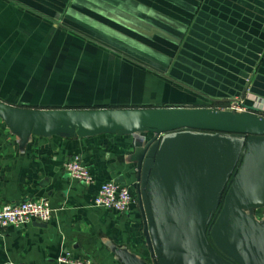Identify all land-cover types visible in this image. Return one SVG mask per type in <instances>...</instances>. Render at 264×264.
I'll return each instance as SVG.
<instances>
[{"label": "crops", "instance_id": "1", "mask_svg": "<svg viewBox=\"0 0 264 264\" xmlns=\"http://www.w3.org/2000/svg\"><path fill=\"white\" fill-rule=\"evenodd\" d=\"M261 32L264 0H0V103L56 112L212 108L210 100L167 78L172 68L184 72L173 63L188 37L187 60L202 58L206 64L195 62L212 74L241 78L253 70L238 97L241 111L261 116L264 50L250 67L264 42ZM154 135L141 127L46 132L0 116V205L45 197L54 209L47 222L0 230V264H59L66 251L97 264H154L136 188L143 149ZM177 136L167 134L162 145ZM73 156L87 166L92 183L65 174L62 163ZM106 181L130 187L133 200L124 213L94 205ZM212 229L234 254L253 241L247 255L257 263L264 254V238L262 245L257 239L264 236V203L221 209Z\"/></svg>", "mask_w": 264, "mask_h": 264}, {"label": "water", "instance_id": "2", "mask_svg": "<svg viewBox=\"0 0 264 264\" xmlns=\"http://www.w3.org/2000/svg\"><path fill=\"white\" fill-rule=\"evenodd\" d=\"M187 38L173 63L184 72L177 75L172 68L166 77L211 102L237 104L253 70L249 68V74L241 78L214 75L197 64H206L202 58L187 60ZM263 50L261 42L258 53L252 54L250 67L255 66ZM181 63L200 71L184 68ZM260 113L210 107L26 111L0 103L1 117L46 132L74 130L78 135H90L131 127L155 132L143 149L136 184L154 264H189L193 258L206 264H264L261 252L257 263L249 262L247 254L253 255V241L234 254L219 244L212 229L221 209L256 200L264 203V110ZM171 133L180 136L162 145L163 137ZM172 151L170 157L167 153ZM202 164L210 171L197 172ZM262 238L257 237L261 245Z\"/></svg>", "mask_w": 264, "mask_h": 264}, {"label": "built area", "instance_id": "3", "mask_svg": "<svg viewBox=\"0 0 264 264\" xmlns=\"http://www.w3.org/2000/svg\"><path fill=\"white\" fill-rule=\"evenodd\" d=\"M242 102L238 99L237 104H228L225 107H218L216 110L241 111ZM62 169L69 178L90 184L93 182V176L89 172L87 166L82 162L79 156H73L66 159L62 163ZM133 200V194L130 187L123 183L115 181L103 182L95 197L94 205L117 213H124L129 209ZM54 209L49 204L47 198L28 199L16 204L0 205V230L9 226H21L32 220L47 222L53 214ZM59 264H97V262L89 256H75L71 252L61 254L57 258Z\"/></svg>", "mask_w": 264, "mask_h": 264}, {"label": "trees", "instance_id": "4", "mask_svg": "<svg viewBox=\"0 0 264 264\" xmlns=\"http://www.w3.org/2000/svg\"><path fill=\"white\" fill-rule=\"evenodd\" d=\"M211 105L213 107H225L228 105V103H224V102H211Z\"/></svg>", "mask_w": 264, "mask_h": 264}, {"label": "bare ground", "instance_id": "5", "mask_svg": "<svg viewBox=\"0 0 264 264\" xmlns=\"http://www.w3.org/2000/svg\"><path fill=\"white\" fill-rule=\"evenodd\" d=\"M213 108V107H212Z\"/></svg>", "mask_w": 264, "mask_h": 264}]
</instances>
